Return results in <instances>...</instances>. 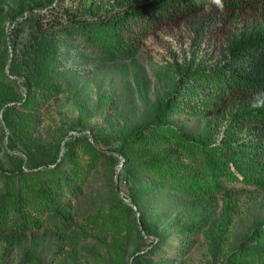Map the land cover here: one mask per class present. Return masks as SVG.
I'll return each instance as SVG.
<instances>
[{
  "label": "rangeland",
  "instance_id": "1",
  "mask_svg": "<svg viewBox=\"0 0 264 264\" xmlns=\"http://www.w3.org/2000/svg\"><path fill=\"white\" fill-rule=\"evenodd\" d=\"M149 1L0 0V53L7 49L13 56L15 41L22 47L29 40L36 28L34 23L37 18L41 20L42 31L48 28L57 31L65 27L63 22L58 24L57 20L62 14L93 20L102 15L124 12L135 4ZM31 16H34L32 21H27ZM147 16L143 15L145 18ZM260 24L235 20L226 30H221L218 23L211 21L208 16L195 15L182 23L157 27L154 33L150 32L136 46L135 51H129L122 59L115 61H99L95 56L86 55L84 51L64 42L57 56L62 66L55 69V75L50 77L45 88L43 84L37 87L31 98L23 78L11 75L9 67L0 69V104L6 102L0 106V158L6 166L10 165L11 155L27 159V144L33 143L43 148L59 146L61 160L65 142L74 135L82 137L85 134L89 142L100 148H117L130 131L147 123L151 106L178 85L170 101L177 107L169 118L170 124L187 135L197 137L209 129L208 141L214 145L221 143L225 131L231 126V115L220 112V108L210 112L207 106L202 105L203 101L195 96L197 90L191 94V85L187 82L183 84L184 75L193 69L210 71L224 65L236 41L261 35L264 30ZM4 34L7 42L3 40ZM7 107L15 108L10 113L9 123L4 119ZM202 113L208 115L207 121ZM150 131L146 129L144 132L148 134ZM249 135L247 131L242 132L238 140L249 142ZM13 139L16 140V146H13ZM154 142L139 141L126 145L135 165L170 154L172 158L178 157L187 164L192 160L185 154L180 157L182 151L169 141L164 145ZM83 144H87L86 140ZM80 146L77 147V158L88 173L82 175L85 177L83 182H74V185H80L78 195L67 196L64 200L76 206L70 219L75 235L83 229H87L88 235L81 236L74 249L67 247L71 255L64 262H128L132 254L126 256V253L139 250L138 255L150 249L155 243V234L146 233L145 238L134 243L129 250L132 239L128 229L122 231L120 235L123 239L118 244L115 241L108 244L114 235L110 232L101 235L98 232L101 220L95 223L88 217L98 213L102 206L110 205L114 197V185L119 187L120 197L133 206L128 195L131 194L130 188L137 186L131 175L128 178L122 156L118 155L117 164L104 157L97 164L90 165L91 156ZM72 162L71 159L66 162L65 168L69 164L73 165ZM154 173L148 165L138 172L139 177L147 182L146 185H152L151 182L156 180ZM238 175L242 179V175ZM227 185L233 187L235 192L215 193L202 203L150 192L143 204L151 208L152 222L159 231H164V237L168 240L166 244L178 246L183 237L180 233L189 223H203V226L196 244L186 251L183 258L176 260L157 254L154 258H142L140 264H214L215 251L218 262L233 264L229 259L232 251L247 233L256 231L254 222L264 219V189L240 183ZM134 209L139 219L138 207L134 206ZM32 214L43 225L38 229L31 228L26 239L14 241L10 232L0 235V264H19L27 252L40 260L50 261L53 258L54 243L59 241V237L53 234L55 229L46 224V212L36 211ZM121 252L124 253L119 257Z\"/></svg>",
  "mask_w": 264,
  "mask_h": 264
},
{
  "label": "trees",
  "instance_id": "2",
  "mask_svg": "<svg viewBox=\"0 0 264 264\" xmlns=\"http://www.w3.org/2000/svg\"><path fill=\"white\" fill-rule=\"evenodd\" d=\"M223 2V11L212 0H151L135 4L124 12L102 15L93 20L66 13L57 18L58 24H65V27L57 31L52 28L42 31L41 20L37 18L34 23L36 28L29 40L22 47L15 41L13 56H10L7 49L0 53V69L6 70L9 67L11 75L23 78L31 98L37 87L43 84L45 88L50 77L55 75V69L62 66L57 56L64 42L84 51L86 55L95 56L99 61H115L122 59L127 52L135 51L136 46L150 32L154 33L157 27L182 23L195 15L208 16L211 21L218 23L221 30H226L235 20L262 23L259 26L264 30V0ZM145 14L148 15L146 18L143 17ZM33 17L27 21H32ZM3 40L7 42L6 34ZM228 58L224 65L210 71H188L183 80V84L187 82L191 85V94L197 90L195 96L203 101L202 105L207 106L210 112L220 108V112L231 115V126L225 131V138L217 145L208 141L209 129L197 137L187 135L170 124L169 118L177 110L170 101L178 85L174 91L151 106L147 123L130 131L117 148H100L89 142L85 134L82 137L74 135L65 142L64 157L61 160L59 146L43 148L33 143L27 144V159L11 155L10 165L6 166L0 158V235L10 232L14 241L26 239L31 228L38 229L43 225L32 214L41 211L46 212V224L54 228L53 234L59 237V241L54 243V256L50 261L37 259L33 253L27 252L19 264H66L64 261L71 255L67 247L74 249L81 236L88 235L87 229L75 235L70 219L76 206L64 200L67 196L78 195L80 185H74V182H83L85 177L82 175L88 173L85 165L77 158L79 144L91 156L90 165L97 164L104 157L117 164L118 155L122 156L123 168H126L128 178L132 176L137 186L131 187V194L128 195L133 206L120 197L119 187L114 185V197L110 205L102 206L98 213L88 217L95 223L100 220L102 222L104 218L98 225L101 228L98 232L101 235L105 232L114 235L108 244L114 241L118 244L123 239L120 234L124 229L129 230L132 239L129 250L134 243L143 240L146 233L155 234V243L150 249L138 255L139 250L127 252L126 256L132 254V258L121 264H140L142 258H154L157 254L178 260L196 244L198 234L202 232L203 223L192 222L180 233L183 237L178 246L166 244L168 240L164 237V231H159L158 226L152 222L151 208L143 204L150 192L167 194L172 199L197 200L202 203L212 194L235 192L227 184L240 183L264 189V107H251L257 94L264 93V31L259 36L236 41ZM256 99L264 103V96ZM14 109H5L6 122L9 123L10 113ZM202 114L207 121L208 115ZM146 129L151 131L146 134ZM245 131L250 134L249 142L238 140L239 134ZM84 140L87 142L85 145ZM151 140L160 145L169 141L182 151L180 157L185 154L192 160L187 164L178 157L172 158L170 154L135 165L133 155L127 152L126 145ZM13 144L16 146L15 139ZM70 159L73 165L69 164L65 168ZM147 165L155 171L156 180L151 182L152 185H146L147 182L138 174ZM134 206L138 207L139 219ZM107 207L109 209L106 211ZM254 225L256 231L247 233L232 251L229 259L233 264H264V219L254 222ZM70 229L72 232H68ZM122 253L118 256H122ZM214 259V264H226L218 262L216 251Z\"/></svg>",
  "mask_w": 264,
  "mask_h": 264
},
{
  "label": "clouds",
  "instance_id": "3",
  "mask_svg": "<svg viewBox=\"0 0 264 264\" xmlns=\"http://www.w3.org/2000/svg\"><path fill=\"white\" fill-rule=\"evenodd\" d=\"M212 3L215 4L217 6V8H219L221 11H223V9H224L223 0H212ZM258 96H264V93H258L256 97H258ZM256 97L254 98V101H253L251 107L253 109H259V108L264 107V103L258 101L256 99Z\"/></svg>",
  "mask_w": 264,
  "mask_h": 264
}]
</instances>
